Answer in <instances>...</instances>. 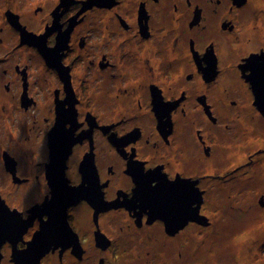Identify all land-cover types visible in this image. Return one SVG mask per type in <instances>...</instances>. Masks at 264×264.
<instances>
[{"label":"flooded vegetation","instance_id":"af4514ba","mask_svg":"<svg viewBox=\"0 0 264 264\" xmlns=\"http://www.w3.org/2000/svg\"><path fill=\"white\" fill-rule=\"evenodd\" d=\"M261 86L264 0H0V105L45 154L39 201L0 196V264L190 262L212 196L264 177Z\"/></svg>","mask_w":264,"mask_h":264},{"label":"rangeland","instance_id":"374dc122","mask_svg":"<svg viewBox=\"0 0 264 264\" xmlns=\"http://www.w3.org/2000/svg\"><path fill=\"white\" fill-rule=\"evenodd\" d=\"M22 120L24 119L14 116L13 106L10 103L6 104V107L0 105V196L2 198L6 197L12 205L24 210L30 202L33 204L35 201H39L45 191L43 188L44 184L34 178L35 174H40L42 171L38 164L45 159V154L43 153L41 143L36 142L34 136L30 137L29 133L24 135L23 130H25L26 126ZM3 149H6L16 156L15 158L19 160L21 169L25 173H31V184H22L21 186H14L12 184V178L10 174L7 173L4 163L2 162ZM248 175L249 174L243 175L242 178ZM254 176V179L251 181H241L238 183L233 191H229L226 187L227 184H224V191L222 192H226L227 195L212 196L211 199L213 201H208L209 208L210 203H213L217 204L216 208L221 206L220 211L223 210L219 216H215L213 219L216 225L221 222V230L218 232L220 228H211L208 229L207 232L205 231L202 233H195L192 231V241L190 245V254H192L191 261H181L178 255L180 249L176 248L172 253V261H175L173 263L169 262L170 264H193L192 261H195L194 259H196L199 264H218L214 260L215 255L213 256V254L215 252L216 255H218V251L222 249V247H218L219 242L225 240L227 246L230 244V248L228 247V250L225 251L227 249V247H225L219 255H222L225 259H229L231 264H233V257L238 258V261L240 258L241 264H245L247 257L252 260L251 264H264V225H260L261 221L257 224L259 218L263 216L262 220L264 219V205L261 200H264V177H261L260 174ZM207 187L208 191L217 190L216 185L213 184H207ZM232 199L235 208L231 207L229 204V201ZM226 208L228 212H226ZM209 214H211V211ZM249 223L255 227L253 228V233L249 242L246 238L240 243L239 249H241L242 255L238 257L236 251L237 246L232 242L236 235L234 231L238 229L239 231L243 229V231H246V227ZM193 240L195 242H193ZM159 264L165 263L160 260Z\"/></svg>","mask_w":264,"mask_h":264},{"label":"bare ground","instance_id":"6f19581e","mask_svg":"<svg viewBox=\"0 0 264 264\" xmlns=\"http://www.w3.org/2000/svg\"><path fill=\"white\" fill-rule=\"evenodd\" d=\"M262 141L261 140H256L255 141V143L256 144H259V143H261ZM236 156V155H235ZM238 156H239V159H243V157H244V155H243V153H242V151H240V152H238ZM231 160L233 161V159L231 158ZM262 218H263V216L261 217V218H259V220L257 221V224H259V222H260V225L261 226H263L264 225V219L262 220ZM251 227H250V226ZM249 225L246 227L247 229H246V231H243V230H241V231H237V232H235V237H234V240H233V242H234V245L235 246H237V248H238V257H239V255H242L241 253V249H239V245H240V243H242L246 238H247V241H249L250 240V237H251V235H252V233H253V228L255 227L254 225H252V224H250L249 223ZM233 246V245H232ZM234 248V247H233ZM238 260V259H237ZM238 263H240L241 264V259L239 258V261H238ZM252 263V260H250L249 259V257H247L246 258V260H245V264H251Z\"/></svg>","mask_w":264,"mask_h":264},{"label":"water","instance_id":"95a60500","mask_svg":"<svg viewBox=\"0 0 264 264\" xmlns=\"http://www.w3.org/2000/svg\"><path fill=\"white\" fill-rule=\"evenodd\" d=\"M261 89L264 90V86L263 87L261 86ZM57 156H58L57 151H52V154H51L52 161H56L57 160ZM66 156H67V154H65L64 158H62V159L65 160ZM4 158L6 160L7 167H9L10 161H14V158L10 157L9 154H7V153H4ZM59 180H61V179H59ZM61 183L62 182H58L57 185H59ZM58 195H59V193H58ZM58 195H57V192L55 193V195H53V204H56V203L59 202V200H61ZM4 206H3L2 201H0V215H2V216H4L3 213L8 214V213H6V211H3V209L5 207L8 208L7 206H5V207ZM53 207H55V206L53 205Z\"/></svg>","mask_w":264,"mask_h":264}]
</instances>
